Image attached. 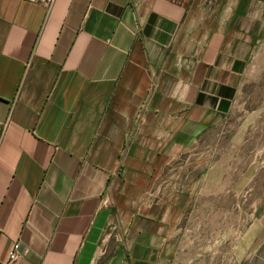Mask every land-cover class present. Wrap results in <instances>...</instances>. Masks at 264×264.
Masks as SVG:
<instances>
[{
  "label": "crops",
  "instance_id": "crops-1",
  "mask_svg": "<svg viewBox=\"0 0 264 264\" xmlns=\"http://www.w3.org/2000/svg\"><path fill=\"white\" fill-rule=\"evenodd\" d=\"M263 21L264 0H0V264H209L180 225L209 188L176 165Z\"/></svg>",
  "mask_w": 264,
  "mask_h": 264
},
{
  "label": "rangeland",
  "instance_id": "rangeland-1",
  "mask_svg": "<svg viewBox=\"0 0 264 264\" xmlns=\"http://www.w3.org/2000/svg\"><path fill=\"white\" fill-rule=\"evenodd\" d=\"M263 22L230 113L201 136L188 163L176 165L178 187L209 188L195 193L205 203L180 222L182 234L204 237L193 249L209 264H264Z\"/></svg>",
  "mask_w": 264,
  "mask_h": 264
},
{
  "label": "built area",
  "instance_id": "built-area-1",
  "mask_svg": "<svg viewBox=\"0 0 264 264\" xmlns=\"http://www.w3.org/2000/svg\"><path fill=\"white\" fill-rule=\"evenodd\" d=\"M54 0H39V2H41L43 5L45 6H49L53 3ZM19 249H20V245L18 243H15L11 246L9 252H8V262L7 264H10L12 262H14L17 257H18V253H19Z\"/></svg>",
  "mask_w": 264,
  "mask_h": 264
}]
</instances>
